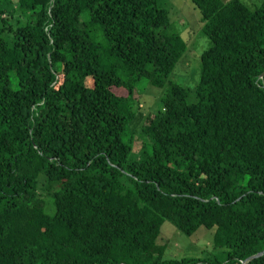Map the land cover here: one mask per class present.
<instances>
[{
    "label": "trees",
    "instance_id": "1",
    "mask_svg": "<svg viewBox=\"0 0 264 264\" xmlns=\"http://www.w3.org/2000/svg\"><path fill=\"white\" fill-rule=\"evenodd\" d=\"M190 1L191 103L161 0H0V264H264V0ZM165 222L214 253L166 256Z\"/></svg>",
    "mask_w": 264,
    "mask_h": 264
},
{
    "label": "rangeland",
    "instance_id": "2",
    "mask_svg": "<svg viewBox=\"0 0 264 264\" xmlns=\"http://www.w3.org/2000/svg\"><path fill=\"white\" fill-rule=\"evenodd\" d=\"M228 1V0H223ZM249 9L258 7L262 0H240ZM163 7L168 10L170 23L175 31L187 43V50L183 57L169 76L168 82L181 85L189 90L188 102H194L193 88L200 73L199 57L201 52L209 46V40L202 32L200 14L190 0H161ZM169 83L163 88H155L146 81L139 83L135 92V99L139 101V109L135 118L130 122V130L134 135V148L130 152V158L137 155V149L143 144L137 138V128L144 117L149 113L156 112L165 97ZM42 177V175L40 176ZM199 228L191 236H185L177 231L170 223L165 222L161 226L158 243L164 245L165 255L169 257H210L212 251L211 242L212 231Z\"/></svg>",
    "mask_w": 264,
    "mask_h": 264
},
{
    "label": "water",
    "instance_id": "3",
    "mask_svg": "<svg viewBox=\"0 0 264 264\" xmlns=\"http://www.w3.org/2000/svg\"><path fill=\"white\" fill-rule=\"evenodd\" d=\"M263 255V252L256 253L250 257H248L245 261H243L241 264H245L247 261L258 258Z\"/></svg>",
    "mask_w": 264,
    "mask_h": 264
}]
</instances>
